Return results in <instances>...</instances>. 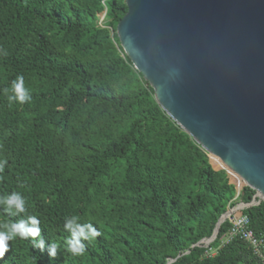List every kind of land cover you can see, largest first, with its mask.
Here are the masks:
<instances>
[{"label": "trees", "instance_id": "1", "mask_svg": "<svg viewBox=\"0 0 264 264\" xmlns=\"http://www.w3.org/2000/svg\"><path fill=\"white\" fill-rule=\"evenodd\" d=\"M127 11L126 0H0V197L25 200L18 215L0 205V230L35 216L45 240L41 252L17 236L0 264H262L243 240L220 247L228 220L208 245L230 205L257 192L244 186L236 199L227 173L158 104L121 46ZM18 76L24 104L3 91ZM245 213L264 235V200ZM73 216L101 233L81 256L65 243Z\"/></svg>", "mask_w": 264, "mask_h": 264}, {"label": "water", "instance_id": "2", "mask_svg": "<svg viewBox=\"0 0 264 264\" xmlns=\"http://www.w3.org/2000/svg\"><path fill=\"white\" fill-rule=\"evenodd\" d=\"M126 4L117 34L158 104L264 200V0Z\"/></svg>", "mask_w": 264, "mask_h": 264}, {"label": "clouds", "instance_id": "3", "mask_svg": "<svg viewBox=\"0 0 264 264\" xmlns=\"http://www.w3.org/2000/svg\"><path fill=\"white\" fill-rule=\"evenodd\" d=\"M0 53L7 55V52L3 49H0ZM3 91L5 94L11 93L7 95L9 102L16 101L20 104H24L31 100V97L27 95L26 89L24 88L23 76H18L16 80L12 82L11 88H5ZM7 163V159H0V172H3ZM0 205L4 207L6 212H10L13 215L25 212V200L22 195L17 192H12L7 196L0 197ZM39 223L40 221L38 218L29 216L27 220L3 225V230H0V259L9 251L8 242L16 239L17 236L21 239H28L31 237L34 246L38 247L40 251L43 252L45 249V240L40 235ZM64 229L70 233V237L65 242L67 250L76 256L84 255L86 251V246L82 241L91 242L101 235L99 230L91 223L80 224L78 218L75 216L65 218ZM57 248V244L48 245L47 252L49 257L56 256Z\"/></svg>", "mask_w": 264, "mask_h": 264}, {"label": "built area", "instance_id": "4", "mask_svg": "<svg viewBox=\"0 0 264 264\" xmlns=\"http://www.w3.org/2000/svg\"><path fill=\"white\" fill-rule=\"evenodd\" d=\"M102 15L103 17L101 19L103 20L105 13ZM216 170H224L227 173L230 183H232L236 188V199H238L241 195L243 187L247 186L243 179L236 172L232 171L226 166H218V169ZM255 204H258L257 196L254 197L251 203H244L243 201L237 200L235 204L232 206L230 205L228 210L229 215L226 217L225 221L228 220L231 226L227 233L223 236L220 247L234 239L243 240L252 247L254 255L262 262V264H264V235H257L254 232L251 227L250 217L245 213V210L249 206ZM212 242L213 240H209L208 245H210ZM218 249L219 248L210 247L206 254L214 256L217 254Z\"/></svg>", "mask_w": 264, "mask_h": 264}, {"label": "rangeland", "instance_id": "5", "mask_svg": "<svg viewBox=\"0 0 264 264\" xmlns=\"http://www.w3.org/2000/svg\"><path fill=\"white\" fill-rule=\"evenodd\" d=\"M102 17H103V15H101V18H102ZM101 20H102V19H101ZM210 160H211L212 165H213L216 169H218V166H219V167H220V166H225L224 163H223V165H221V164L218 162L219 160H218L215 156H211V155H210ZM215 162H216V163H215ZM216 164H217L218 166H217ZM216 166H217V167H216Z\"/></svg>", "mask_w": 264, "mask_h": 264}, {"label": "bare ground", "instance_id": "6", "mask_svg": "<svg viewBox=\"0 0 264 264\" xmlns=\"http://www.w3.org/2000/svg\"><path fill=\"white\" fill-rule=\"evenodd\" d=\"M216 157V156H215ZM218 160H219V162L223 165V161L219 158V157H216ZM225 165V164H224ZM226 166V165H225ZM244 181V180H243Z\"/></svg>", "mask_w": 264, "mask_h": 264}]
</instances>
